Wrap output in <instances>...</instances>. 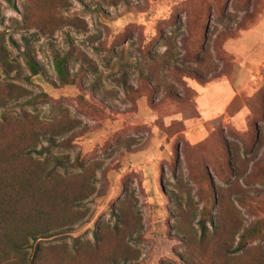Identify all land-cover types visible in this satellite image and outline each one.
Listing matches in <instances>:
<instances>
[{"label": "rangeland", "instance_id": "obj_1", "mask_svg": "<svg viewBox=\"0 0 264 264\" xmlns=\"http://www.w3.org/2000/svg\"><path fill=\"white\" fill-rule=\"evenodd\" d=\"M2 162L36 264H264V0H0Z\"/></svg>", "mask_w": 264, "mask_h": 264}, {"label": "trees", "instance_id": "obj_2", "mask_svg": "<svg viewBox=\"0 0 264 264\" xmlns=\"http://www.w3.org/2000/svg\"><path fill=\"white\" fill-rule=\"evenodd\" d=\"M63 58L55 60V70L64 79L62 67ZM25 64L32 74L36 68L31 59L26 56ZM22 153V152H20ZM11 157L19 158V154ZM55 165H61L55 161ZM40 166L39 163H36ZM42 167L38 169L44 170ZM36 188L26 177H19L10 169L8 162L0 165V264H36L34 256L27 255V241L47 234L49 227L37 224L39 215L45 214L38 208L30 207L35 202ZM68 229V227H64ZM40 235V236H39Z\"/></svg>", "mask_w": 264, "mask_h": 264}]
</instances>
